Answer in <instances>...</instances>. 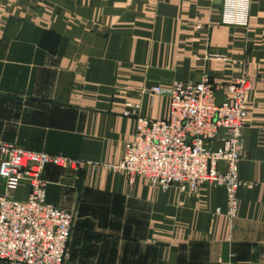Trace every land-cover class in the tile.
I'll list each match as a JSON object with an SVG mask.
<instances>
[{"label":"crops","instance_id":"1","mask_svg":"<svg viewBox=\"0 0 264 264\" xmlns=\"http://www.w3.org/2000/svg\"><path fill=\"white\" fill-rule=\"evenodd\" d=\"M242 71L234 219L223 188L162 191L106 170L135 133L128 104L166 117L148 88ZM0 141L86 163L43 172L46 202L74 216L64 264H264V0H0Z\"/></svg>","mask_w":264,"mask_h":264},{"label":"built area","instance_id":"2","mask_svg":"<svg viewBox=\"0 0 264 264\" xmlns=\"http://www.w3.org/2000/svg\"><path fill=\"white\" fill-rule=\"evenodd\" d=\"M232 1L237 6L249 0ZM236 23L233 18L230 24ZM251 89L246 71L220 85L203 75L199 81L178 82L167 89L148 88L152 97H167L166 117H140L139 106L128 104L124 116L135 117V133L124 145L122 161L106 170L123 175L129 185L142 179L162 191L175 187L196 195L202 186L223 188L224 216L234 219ZM47 166L78 171L86 163L0 141V264H64L74 216L46 202L43 172ZM23 188L26 194L19 198ZM214 214L221 211L216 209Z\"/></svg>","mask_w":264,"mask_h":264},{"label":"water","instance_id":"3","mask_svg":"<svg viewBox=\"0 0 264 264\" xmlns=\"http://www.w3.org/2000/svg\"><path fill=\"white\" fill-rule=\"evenodd\" d=\"M75 184H76L77 190L80 191L82 187V178L77 180Z\"/></svg>","mask_w":264,"mask_h":264}]
</instances>
